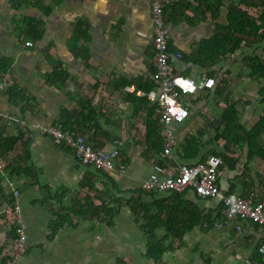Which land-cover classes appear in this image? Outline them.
Masks as SVG:
<instances>
[{"label":"crops","instance_id":"crops-1","mask_svg":"<svg viewBox=\"0 0 264 264\" xmlns=\"http://www.w3.org/2000/svg\"><path fill=\"white\" fill-rule=\"evenodd\" d=\"M9 1L0 0V55L10 56L13 60L8 73L0 75V83L6 86L4 91H0V109L19 118H26L31 123L50 124L57 120L61 106L67 108L70 115H75L77 111L87 109L90 105L93 110L86 111L90 121L82 126L83 134L95 147L104 150L113 149L114 141L121 140L122 156L128 167L122 175L117 172H94L79 165L73 155L70 157L56 148L50 138L34 131L30 134L33 161L37 167L43 169V176L48 178L49 183H54L56 190L61 187L70 189L66 200L79 206L80 201L87 195L98 196L87 187L79 190L80 182L95 183L98 188L103 189L102 187L109 184L107 177H111L124 191L138 187L140 182L137 181V173L132 168L146 162L151 174L153 164L159 160L161 154H157L153 146L144 140L146 114L149 110L147 106H143L139 111H135L139 101L135 103L131 94L136 85L128 86L118 79H152L154 31L151 0H66L64 4L55 6L54 22L50 21L46 25L47 39L43 42L53 41L52 48L48 49L49 46L46 45V52L43 43L37 44L31 39L19 40L15 36V28L12 25L14 19L31 15L33 11H27L24 6L13 9ZM12 1L14 4H20L17 0ZM240 1L224 2L219 18H215L206 0H171L165 10V19L170 32V51L175 74L199 80L206 76L210 68L185 63L183 58L176 59L175 55L181 53L187 56L201 40L217 34V25H224L227 21L228 5ZM79 18L89 19L93 34L91 57L87 66L65 47L71 34L70 24ZM27 41H32L34 46L26 47ZM259 51L261 53L260 49ZM259 51L256 50V53ZM246 52L248 49L234 56L240 58L241 64H236L238 59H234L228 66L227 61L213 68L216 71V81H219L216 77L226 71L224 69L229 70L230 74H226V77L229 81V91L235 99H228L231 96L227 97V94H224V97L213 94L211 98L205 99L206 91H200L194 99H188L187 105L193 109L190 117L183 124L173 125L179 145L174 154L179 162H184L179 156L182 152L181 144L188 135H193L198 137L201 153L227 152L230 157H239L234 170L225 169L221 172V190H231L242 197L255 194L256 201H261L264 199V161L260 158L248 161L247 149L236 151L232 144L223 139H216L225 127L222 113L229 104L236 103L238 116L246 130L256 124L263 112L264 104L260 91L264 89V79L249 78V65L243 62ZM51 53L55 66L65 69L69 75L64 90L46 84L44 74L49 68L47 55ZM13 79L19 84L22 98L15 95L10 97L7 93L8 88L14 84ZM25 98L37 100H25L15 104L17 99ZM17 131L16 127L9 126L6 133L17 135ZM239 134L244 136L245 132L240 131ZM193 161L195 160H188L186 163H194ZM187 194L189 199H196L193 192L189 191ZM94 200L98 204L99 200ZM196 201L204 211L215 209L220 202L217 200L215 205L210 207L207 201L198 198ZM124 213L128 214V211ZM47 222L48 220L46 224ZM232 224H240L242 230L233 229V225L206 232L196 228L200 230L196 244L200 249L199 255L203 257L206 253L205 260L199 256V264L201 261L203 264H264V256L259 253V248L264 246V228L247 220ZM29 235L31 243L32 235ZM37 242L39 241L34 244ZM174 262L177 264L176 260Z\"/></svg>","mask_w":264,"mask_h":264},{"label":"trees","instance_id":"trees-1","mask_svg":"<svg viewBox=\"0 0 264 264\" xmlns=\"http://www.w3.org/2000/svg\"><path fill=\"white\" fill-rule=\"evenodd\" d=\"M17 1H19L20 4H14L13 1L10 0L9 5L12 6L13 9H19V6H24L27 11L31 10L33 13L31 15L27 14L19 19H17V17L14 19L12 25L15 28V36L19 40L31 39L37 44L43 43L44 51L46 52V45L49 46L48 49L53 47V41H47V43L43 42L45 38L47 39L46 25L49 24L50 21L52 23L54 22L55 6L64 4L66 0ZM206 1H208L210 6L208 8L212 11L214 17L219 18L221 6L228 0ZM68 17L71 18L70 15H68ZM217 29V34L205 40H201L189 55L186 56L179 53L182 55L181 58H183V62L210 68L205 77L214 78L216 71L213 68L220 63L224 64L229 61L230 56L238 55V53L242 54L243 51H247V49L248 51L252 49L259 51L260 49L261 53L260 51L259 53H249L244 57L243 61H246L249 65V78L264 79V0H241L237 4L230 3L228 5L227 21L224 25H217ZM70 30L71 34L65 47L76 59L87 66L91 57V45L93 43V34L89 19L79 18L71 22ZM49 59L53 61L52 53L51 55H47V61H49ZM12 62L13 60L10 56L0 55V75L8 73ZM172 71L174 73L173 69ZM224 71V73H221V76L218 75L216 77L219 79V81H216V85L218 86H215L213 89L203 90L206 91L205 99L211 98L213 94L218 97H224V94H227V97L231 96L228 99H235V97L232 96L233 93L231 94L229 91V81L226 77V74H230V72L227 69H224ZM154 73L155 68L153 67L152 79L142 80L139 78L129 80L121 78V80L118 79V81L122 83L125 82L128 86L136 85L131 94L132 98L135 99V103L139 101V105L135 111H139L143 106H147L149 110L146 114L147 121L144 140L147 144L153 146L157 154H162L163 137L161 135V126L157 121V113L155 110L157 104L156 101L153 102L150 97V93L158 92L159 88L158 83L154 80ZM68 76L65 69L57 65L55 66L54 61L49 64L48 71L44 74L47 85L62 90L65 89ZM13 83L14 84L8 88L7 93L10 97L18 96L22 98V92L19 89L18 82L13 79ZM260 94L264 104V89L260 91ZM196 95L197 94L187 97L185 104L187 105L188 99H192ZM25 100L35 102L37 99H17L15 104ZM89 102L91 103V100H89ZM87 107V109L77 111L75 115H70L67 108L61 106L57 120L50 123L49 126L58 128L59 125H61L65 131L79 130L82 132V126L90 121L89 113L86 111L93 110V107L90 105ZM187 107L189 108L188 105ZM191 110L193 109L189 108L190 114ZM238 113L239 112L236 110V103L233 102L227 106L222 113L225 127L221 134L216 136V139L227 141L234 146L236 151L247 149L248 161L253 158H260L264 161V107L262 114L259 115L258 121L250 130L244 128ZM17 120L14 122H0V166L3 164V169H0V187L3 186L5 180L7 183L6 188L0 189V201L2 200L0 205L2 204L3 206L7 204L8 208H10L8 212L6 209L2 210V207H0V210H2L0 214L9 213L11 216L0 220L3 226L8 224L7 220L12 222L16 204L22 209V217L25 220L22 208V192L18 185H21L23 190L25 189L30 192L28 202L31 206L42 207L44 196L42 193L40 195L39 192H47V201L51 203V208L49 207L51 219L48 220L46 224V230L51 232L47 235L48 239H54L64 227H69L71 229L78 228L79 222H74L75 217L84 221H95V225L88 229L89 232L102 225H106L109 229H113L116 227V217H118L121 214V210L126 207L133 216L134 223L142 230L141 232L146 239L144 251H142L141 255L154 264H175L174 259L169 260L167 257L168 254L172 253L176 257L181 256V259H183V257L186 258L184 254H186V250L190 249L189 247L195 246L198 248V245L195 244L191 246L192 242L189 243L187 241L186 236L188 234L192 233L198 226H201L200 229L206 232L209 229H213L215 223L224 220L223 201H220L215 209L206 210L205 208L206 211H204L202 207H199L196 203L198 201H196L197 195L195 196L196 199H189L187 196L189 189L182 194H169L160 197L156 192L143 190L140 185L134 189L124 191L120 189L117 181L111 177H107L109 184L102 187L104 191L98 188L95 183L80 182L78 187V189L80 188L79 190L87 187L89 191L98 194V196L87 195L85 198L86 200L84 199L85 202L84 200L80 201V206L74 204L73 201H67L66 197L70 193V189L61 187L56 190L48 182L43 181L40 177L43 169L37 167L33 161L31 132L36 131L42 136L50 138L53 142H55L54 138L49 134L44 135L40 133L38 128L30 121H27L26 118L17 117ZM9 126L17 128V135L6 133L7 127ZM240 131H244L245 135H240ZM197 139V136L188 135L181 144L182 152L178 151L181 152L179 156L184 162L195 160L193 161L195 163L204 160L209 155L221 157L223 164L219 168L218 173V186L220 187L219 178L221 172L225 169L234 170L240 158L230 157L227 155V152L209 151L208 153H201V144ZM17 145L23 147L22 154L16 150V148H18ZM55 146L70 157L74 154L73 148L67 145L56 144ZM178 149L179 147H177L175 151ZM188 156L189 158L187 159ZM159 162L163 163V160L159 158ZM181 162L183 163V161ZM78 164L81 165L80 163ZM173 164L175 165L176 163ZM88 168L92 169L90 167ZM92 170L98 172V170ZM6 190L7 193H3ZM9 193L10 195H8ZM223 193L226 196L231 194L238 196L237 193H233L231 190ZM126 194L127 196H125ZM251 195L252 194H249L247 197ZM253 196L254 200H256L255 195ZM94 198L99 200L98 204L95 203ZM4 201L5 203H3ZM76 205H78V207H76ZM240 221H242V219L238 218L237 220L231 221L230 225L234 226L233 229L241 231L242 226L240 224H232L234 222L240 223ZM25 222L28 227V222L26 220ZM96 223H98L97 226ZM225 226V224H222V227ZM10 227L15 240L17 238V227L13 222ZM177 244L178 246L176 247ZM37 246L41 247L40 245ZM32 248H34V246L27 241L25 256H28V258L31 257ZM176 249H179L178 251L182 250V252L178 253ZM9 260L10 257L6 255L0 256V264H9ZM116 260L117 264H129L122 257H118Z\"/></svg>","mask_w":264,"mask_h":264},{"label":"built area","instance_id":"built-area-1","mask_svg":"<svg viewBox=\"0 0 264 264\" xmlns=\"http://www.w3.org/2000/svg\"><path fill=\"white\" fill-rule=\"evenodd\" d=\"M166 1L154 0L153 5L154 80L158 83L159 88L158 92L150 93L151 100L156 101L157 104L155 110L163 137L161 154L163 163L155 161L153 171L147 180L141 182L140 187L145 191L170 194H181L188 189L193 190L203 199H220L224 202L225 225L240 218L264 226V199L254 202L252 196L242 198L235 194L226 196L222 193L218 186L219 168L223 164L221 157L209 155L197 163L185 164L176 159L174 151L178 147V140L173 125L183 124L190 117L185 100L200 90L214 88L216 82L214 78L206 77L196 81L173 73L170 33L163 13ZM26 45L32 46V43ZM175 57L181 59L182 55L178 53ZM37 127L42 133L51 135L55 144L73 148L75 158L83 165H90L95 169L111 173L126 172L120 154L121 141L115 142L116 147L113 150L106 151L94 148L78 130L65 131L61 125L58 128L41 125H37ZM12 220L17 227V238L10 264H20L22 256L26 253L28 228L17 204ZM216 227L222 228V224H218ZM260 252L264 253V246L260 248Z\"/></svg>","mask_w":264,"mask_h":264},{"label":"rangeland","instance_id":"rangeland-1","mask_svg":"<svg viewBox=\"0 0 264 264\" xmlns=\"http://www.w3.org/2000/svg\"><path fill=\"white\" fill-rule=\"evenodd\" d=\"M249 53H256V49L249 50L246 52L245 56ZM234 59H238L236 64H241L240 58L230 56L226 65L228 66L230 63L234 62ZM243 62L248 64L246 61ZM48 63H53L52 59H49ZM17 147L16 150L22 154L23 147L21 145H17ZM2 165L0 169H3ZM132 170L136 171V179L140 183L147 180L150 174V168L146 162H141L138 166L132 168ZM46 175H48L47 172ZM40 177L43 181L48 182V178L43 176V172ZM49 184L54 187V183ZM6 186L7 183L5 180L0 189L6 188ZM18 186H20L22 192L23 216L29 224L28 233L32 235L31 243L34 246L31 251V257L28 258V256H24L21 258V264H117L116 259L118 257H122L129 264H154L141 255L142 251H144L146 239L141 232L142 230L134 223L132 219L133 216L128 208L124 207L121 214L116 217V227L113 229H109L106 225H102L93 229L91 233L88 229L95 225V221H84L75 217L74 222H79L78 228L71 229L69 227H64L54 239H48L47 235L51 232L46 230V221L51 219L49 213L51 203L47 201V192L36 191L39 192L40 195L42 193L44 196L43 206H31L28 202L30 192L25 189L23 190L21 185ZM3 193H7V190ZM8 195H10V193ZM125 196H127V194ZM216 201L217 200H209L207 203L212 207L215 205ZM3 203H5V201ZM0 207H2V210L6 209L8 212L10 210L7 204L3 206L1 204ZM2 210H0V212ZM124 211H128V214L124 213ZM9 216V213L0 214V220L2 218L6 219ZM7 221L8 224L4 226L0 223V256L6 254L9 257L15 248V241L10 227L12 222L9 220ZM97 224L98 223H96V226ZM96 230L99 232H96ZM199 231V229H196L188 234L186 236L187 241L189 243L192 242V244H197ZM37 240L39 242L34 244ZM177 246L178 244L176 247ZM199 247H201L200 244ZM189 248L190 249L186 250L188 256H186L184 260L181 259V256L176 257L172 253L168 254L167 257L169 260H176L177 264H199L200 249L195 246ZM178 250L179 249H176V251ZM181 252L182 250L178 251V253ZM201 258L205 260L206 253ZM200 264H203V261H201Z\"/></svg>","mask_w":264,"mask_h":264},{"label":"clouds","instance_id":"clouds-1","mask_svg":"<svg viewBox=\"0 0 264 264\" xmlns=\"http://www.w3.org/2000/svg\"><path fill=\"white\" fill-rule=\"evenodd\" d=\"M168 1V2H167ZM166 2H165V6L163 7V13H164V17H165V10H166V7H168V5L171 3V0H167ZM151 2H152V8H153V5H154V0H151ZM153 11H152V24H153ZM165 22H166V19H165ZM166 25H167V23H166ZM169 30V29H168ZM154 31V30H153ZM170 33V32H169ZM27 43H32V46H27L26 44ZM153 45H154V41H153ZM25 46L26 47H33L34 46V43L32 42V41H27L26 43H25ZM182 59V58H181ZM178 75H180V74H178ZM183 76H185V75H183ZM186 77H188V76H186ZM190 78V77H189ZM204 78H206V77H204ZM209 78H213V77H209ZM192 79H194V78H192ZM215 79V78H214ZM194 80H196V81H200V80H202V79H194ZM215 82H216V79H215ZM215 86H216V84H215ZM5 88H6V86L5 85H3V84H1L0 83V91H4L5 90ZM213 89V88H212ZM203 90H205V89H203ZM203 90H200V91H203ZM200 91H198L197 92V94L200 92ZM189 111V110H188ZM17 120V116L16 115H14V114H11L9 111H6V110H1L0 109V122H14V121H16ZM18 121V120H17ZM22 121V120H21ZM23 122H25V123H28V122H26V121H23ZM185 123V122H184ZM32 124H34L35 126H36V128H38L37 127V125H41V126H45V127H48L49 126V124H45V123H40V122H38V123H32ZM38 130L40 131V133H42V131L38 128ZM79 131V130H78ZM80 132V131H79ZM84 137H85V135L82 133V132H80ZM42 134H44V133H42ZM45 135V134H44ZM177 137V136H176ZM85 139L87 140V142L88 143H90L94 148H96V149H102V148H97V147H95L86 137H85ZM116 141H121V140H116ZM116 141H114V148L116 147V144H115V142ZM122 142V141H121ZM54 143V145H56L55 144V142H53ZM61 147V146H60ZM122 147H123V142H122V146L120 147V154H121V150H122ZM113 148V149H114ZM113 149H111V150H113ZM102 150H104V149H102ZM106 151H110V150H106ZM73 156H74V159L78 162V163H80L81 165H83L81 162H79L76 158H75V154H72ZM160 159H161V157H160ZM177 159V158H176ZM121 160H122V162H123V164L125 165V168H126V171H127V169H128V167H127V163H125L124 162V160H123V158H122V154H121ZM159 161V160H158ZM180 163H182V162H180ZM184 164L186 163V162H183ZM83 166H88V167H90V168H92V169H95L94 167H92V166H90V165H83ZM95 170H98V169H95ZM98 171H101L102 173H107V174H110L111 172H105V171H102V170H98ZM113 173H115V172H113ZM117 173H119V172H117ZM126 173V172H125ZM125 173H120L121 175L122 174H125ZM141 185V184H140ZM190 192H193L194 194H195V196L197 195V198L199 199V200H201V201H209V200H219V201H222V200H220V199H203V198H201V197H199L198 196V194L195 192V191H193V190H189ZM186 192V191H185ZM184 192V193H185ZM223 193V192H222ZM158 194H166V195H169L170 193H158ZM182 194V193H181ZM224 194V193H223ZM255 195V194H254ZM238 196H240V195H238ZM252 197H254L253 195H251ZM241 197V196H240ZM242 198H248V197H242ZM254 199V198H253ZM256 200H254V202H255ZM256 202H260V201H256ZM220 203V202H219ZM223 204H224V202H223ZM224 211H225V204H224V209H223V216H224V220L223 221H221V222H217V223H215L214 224V226L215 227H213V229H223V228H225V227H227V226H229L230 224H228V225H226L225 227H222V228H218V227H216V225H218V224H225V221H226V218H225V215H224ZM21 214H22V209H21ZM25 221V220H24ZM242 221H245V220H243L242 219ZM247 221H250L252 224H255V225H258V226H260V227H263L264 228V226H261V225H259V224H257V223H255V222H253V221H251V220H247ZM12 222H13V220H12ZM26 223V222H25ZM13 224H14V222H13ZM199 228H201V226H198ZM28 228V227H27ZM29 229V228H28ZM209 230H212V229H209ZM208 230V231H209ZM27 235H28V237H29V233H28V231H27ZM15 241V240H14ZM28 242H29V238H28ZM263 247V246H262ZM261 248V247H260ZM260 248H259V253L262 255V256H264V253H261L260 252ZM14 250V249H13ZM13 252V251H12ZM6 255V254H5ZM26 254H24L23 256H25ZM7 256V255H6ZM22 256V257H23ZM8 257V256H7ZM9 257H10V260H11V255H9ZM10 260H9V264H10ZM21 261V260H20Z\"/></svg>","mask_w":264,"mask_h":264}]
</instances>
